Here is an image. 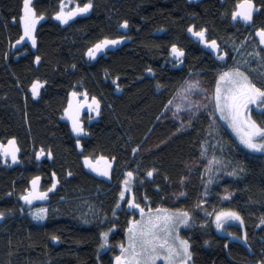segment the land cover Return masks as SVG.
Segmentation results:
<instances>
[{
    "label": "trees",
    "instance_id": "1",
    "mask_svg": "<svg viewBox=\"0 0 264 264\" xmlns=\"http://www.w3.org/2000/svg\"><path fill=\"white\" fill-rule=\"evenodd\" d=\"M22 2L0 0V142L15 136L20 149L16 161L5 163L0 156V264H114L129 222L139 216V209L119 199L129 170L135 181L127 196L134 194L142 208L184 209L196 219L203 191L200 147L209 121L198 114L181 131L172 105L165 106L191 76L211 91L216 72L232 64L233 52L223 50V41L258 43L255 30L264 26V0H254L251 22L233 19L237 0H91L88 12L67 23L54 15L60 0H33L44 13L35 46L17 43L23 34ZM189 25L206 28L218 49L200 42ZM105 37L124 39L89 57L87 50ZM173 43L184 49L182 57L172 55ZM223 52L228 55L221 60ZM36 79L46 83L33 97L30 85ZM85 90L101 106L99 114L81 115L85 133L78 136L62 116L71 92ZM251 115L264 120L261 111ZM223 136L243 174L214 186L206 203L218 206L217 198L231 192L222 206L239 212L247 238L239 225L225 227L234 239L213 228L187 227L180 237L190 241L191 264H257L264 260V153L243 151L224 128ZM41 147L45 155L37 157ZM100 154L115 158L108 179L95 176L83 161L84 155ZM149 169H156L152 177L146 175ZM53 172L57 187L32 206L48 210L46 221L36 224L21 197L34 176L41 177L40 191L50 188ZM86 199L96 209L89 225L79 218ZM102 232L108 233L107 244Z\"/></svg>",
    "mask_w": 264,
    "mask_h": 264
},
{
    "label": "snow or ice",
    "instance_id": "2",
    "mask_svg": "<svg viewBox=\"0 0 264 264\" xmlns=\"http://www.w3.org/2000/svg\"><path fill=\"white\" fill-rule=\"evenodd\" d=\"M91 0L83 3L81 6L77 4L70 11L65 10L64 0H60V7L57 12L54 13L56 18L61 23H67L68 20L77 15L78 13H86L92 8ZM256 8L254 0H237L235 10L232 12L233 19L240 17L246 22L253 21V13ZM44 17V13H38L34 7L33 0H23L22 13L19 16V21L22 23L23 34L19 37L20 41L26 38L31 40L32 45H36L37 37L35 35L36 26ZM15 19V18H14ZM128 21H123V26H127ZM188 31L194 36L198 37L200 42L210 46L212 49H218V44L215 39L207 38L206 28L196 29L195 25H189ZM255 35L258 37L259 45H264V26H261L255 30ZM124 37H117L116 39H109L105 37L103 40L98 41L92 47L87 50L89 57H94L101 49L106 48L108 45L117 44ZM171 53L174 57H182L184 49L178 47L175 43L171 45ZM221 60L227 57L228 53H218ZM257 57H260V51L255 53ZM36 60L39 61L40 57L37 56ZM261 69H264V57H260ZM247 63V62H246ZM255 70V69H254ZM147 71L151 73L152 68H148ZM45 81L39 79L34 80L31 85V95L37 97L40 95V91L45 84ZM160 86L159 84L157 85ZM199 81H188L181 89H178L179 96L174 97L179 101L175 104L176 112L178 114L184 104L187 105L193 113L199 110L201 103H194L190 97L192 90L198 88ZM117 88L120 85L117 83ZM83 97L80 99L79 97ZM173 101H169V105H172ZM87 107L89 111H95L97 114L100 112L101 101L92 96L89 100L88 92L85 90L83 93L72 91L67 103V107L64 109V113L71 121L72 131L78 136L85 133L83 122L80 118L81 111L84 107ZM255 109H260L261 116L264 117V83H257L248 70L242 69L238 64L234 67L228 68L226 71H221L216 79L214 90V109L215 112H219L220 117L228 122V125L236 133L240 143L247 149L252 151L264 152V120L258 121L251 115ZM183 124L184 122L181 121ZM190 123V121H189ZM76 144L81 150L84 146L77 139ZM139 146L133 148L132 151L136 152ZM20 151L16 142V137L13 136L7 141V145L0 142V156L5 157L4 162L7 163V157H11L12 161L18 159L17 153ZM207 149L201 145V155H206ZM45 155V149L40 148L36 152V156L40 157ZM49 157L52 156L51 150L47 151ZM115 158H109L103 154L95 157L84 155V164L92 168L94 171L100 172L104 176H110L112 168V160ZM101 161L103 164L101 165ZM224 164L223 161L218 159L216 155H212L207 160L205 165L209 172V182H211L215 172L220 170V167ZM156 169H149L146 172L147 177H152ZM238 174L234 169L232 175ZM70 175V173H69ZM53 183L46 191L39 190L40 176H34L31 180V187L25 191L22 195V199L31 204L35 199H44L48 196L49 192L57 187L59 181L56 179V173H52ZM134 172L129 170L125 174V178L122 181V190L119 192V199L126 200L129 206L139 209L140 219H132L127 228V245L123 242L120 243V254L115 256V264H157V261L162 259L163 264H189L192 252L190 250V241L182 239L179 235V226L186 225L190 221L191 213L184 209H173L158 207L153 210L150 207L145 209L141 207L139 203H136L134 194L131 198L127 196V192L132 183ZM183 179V178H182ZM147 199V197H145ZM204 203V201H201ZM47 209L41 208L33 212V216L37 219H43L46 215ZM115 214V210H114ZM4 216V212L0 211V217ZM230 218L239 219L243 223L239 212L228 209L215 213L216 227L221 228L224 225V221ZM264 223V220L261 221ZM101 236L104 238V243H108V233L102 232ZM244 238L246 239V233ZM54 240H58L59 237L54 236ZM257 264H264V260H260Z\"/></svg>",
    "mask_w": 264,
    "mask_h": 264
},
{
    "label": "rangeland",
    "instance_id": "3",
    "mask_svg": "<svg viewBox=\"0 0 264 264\" xmlns=\"http://www.w3.org/2000/svg\"><path fill=\"white\" fill-rule=\"evenodd\" d=\"M193 1H196V0H193ZM64 4H65V10L66 11H70L72 8H74L76 6L70 0H64ZM73 18H74V16L71 17L69 20H72ZM257 40H258V37H257ZM23 41L32 44L31 40H29L27 38ZM23 41H20V42H23ZM220 46L223 48V50L232 51L234 54L235 58H234V61L232 63V66H230L228 68L234 67V66L239 64L242 67V69L248 70L250 72V74L253 76L254 80L258 84L264 83V69H261V67H260V64H261L260 57H264V45H259V43H254V42H251L248 44L242 43L241 45H237L236 41H234L233 38H228L225 41H223ZM104 49L105 48L101 49L96 54L103 52ZM257 51H260V57H257L255 55V53ZM226 70H224V71H226ZM218 76H219V73L215 76V80H214V83H213V86H212L210 92H207V90L203 87V82L199 77H196V76L192 77L191 76L184 83V85L188 81H199L200 86L198 88H194L192 90V95H191L190 99L194 103H196V102L201 103L203 106H201L198 111L193 113L192 110L189 109L186 104H184V106L181 108L180 112L175 115L177 122L179 123V129L181 131L189 129L192 120L195 119L198 116V114H204L209 121V125H208L206 132L204 134V139L202 140V143H201V145L203 144V146L207 149L206 155H201V147H200V160L204 162L203 173H202L203 191H202V198H201V201H204V203H201V201H200L197 204V206L195 207V212L197 213L198 218L196 217V219L190 220L189 223L186 225H180L179 226V235H180V230L182 228H185V227H187L188 229L198 228L202 231L208 230L207 228H213L214 230H216V232H224L226 235L231 237V239H234L235 238L234 234L231 233L229 230H225V227H227L228 225H239L243 230V236H244V226H243V223H241V221L239 219H234V218L227 219L224 221V225L221 228H217L216 222H215V213L216 212H219L222 210H228V208H223L222 205H225V203H227L231 199L232 193L231 192H223L217 198V203H219L218 206L208 207V205L206 203V201L211 197L210 192L214 186H216L218 183H220L224 179L238 180L241 178V176L243 174L242 166L239 165L236 162V160H234L233 155L235 154V151L223 139V137H224L223 136V128L225 130H227V132L235 140L237 146L240 149H242L243 151L248 152V153H253V154H263L264 152H260V151L254 152L250 149H247L245 146H243L240 143L239 138L237 137L236 133L231 129V127L228 125V122L223 120L220 117L219 112H215V115H213V112L215 111V109H214V90H215L216 79ZM178 96H179V93L177 94L176 97H178ZM79 98L83 99L82 96ZM177 102H179V101L174 99L173 104L171 106L173 114L176 112L175 104ZM252 107L254 109L253 111H262L260 109H255V106H252ZM85 112H87L88 114L93 113V111H89V109L85 106L81 111L80 118H81V115H83ZM63 118L65 120H67L71 125V121L69 120V118L67 117L66 114L63 116ZM181 121H183L184 123L182 124ZM189 121H190V123H189ZM5 145H7V144H5ZM212 155H216L218 157V159H220L221 161L224 162V164L220 167L219 171L214 173L211 182H209V179H208L209 178V172L206 169L205 165L207 163V160L210 159ZM1 157L3 160H5V157H3V156H1ZM7 160L12 161L10 156L7 157ZM100 163L102 165L103 161H101ZM86 168L90 172H92L95 176L101 177L103 179H108V176H104L100 172L94 171L92 168H89L87 166H86ZM234 169L236 170V172L238 174L232 175V172ZM124 178H125V176L121 179V187H123L122 181L124 180ZM134 181H135V177L132 178V183H131L129 190H128L129 192L132 190V185H133ZM39 200L40 199H35L31 202V204H29L27 202H26V204H28L29 207H32L34 205L33 203L38 202ZM81 204L83 206V207L81 206L82 207L81 208V212H82L81 214H83V215H79V218L81 219V221H80L81 224L89 225V223L95 222V220H96L95 212H94V210H96L95 207L91 206V203L87 199L82 201ZM41 208L47 209L46 206H38V207H35L33 209L31 208L27 212V215L30 217V219L34 223H44L46 221L48 210H47L46 215H44L43 219H37L33 216V212H35L36 210L41 209ZM155 209H157V208H155ZM169 210H173V209H169ZM146 213H147V210H145V214ZM138 219H140V212H139V216H138L137 220ZM124 244L127 245V232L124 236ZM114 264H115V259H114ZM157 264H163L162 259L158 260ZM189 264H191V263L189 262Z\"/></svg>",
    "mask_w": 264,
    "mask_h": 264
}]
</instances>
